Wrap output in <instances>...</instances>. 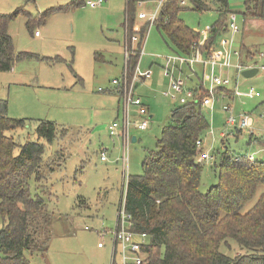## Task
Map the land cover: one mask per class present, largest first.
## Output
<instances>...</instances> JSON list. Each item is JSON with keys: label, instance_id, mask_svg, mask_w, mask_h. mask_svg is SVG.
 Listing matches in <instances>:
<instances>
[{"label": "rangeland", "instance_id": "1", "mask_svg": "<svg viewBox=\"0 0 264 264\" xmlns=\"http://www.w3.org/2000/svg\"><path fill=\"white\" fill-rule=\"evenodd\" d=\"M71 1L0 0V13H10L20 7L26 12L38 13L48 7L68 5ZM109 3L111 9L81 5L55 12L44 24L36 25L38 37L25 28L26 17L22 13L8 25L15 51L61 58L46 62L32 57L16 62L9 71H0V98L8 103V116L28 119L26 127L9 131L7 135L22 144L35 139L38 120L53 121L57 125L55 139L46 145L43 154L44 162L49 163L44 191L55 216L43 229L48 237L46 251L26 253L29 264H111L112 232L126 182L124 176L142 174L144 156L155 148L162 126L168 123L170 110L179 105L161 94L166 88L163 79L167 77L158 66L162 59L154 57L171 55L174 50L164 44L163 36L151 25L138 60L139 71H150V78L137 81L133 87L135 96L148 103V127L139 130L132 123L126 147L122 135L109 136L107 125L111 121L117 120L119 132L122 130L124 105L120 93H123L125 67L124 0H106L102 6ZM228 6L235 13L239 30L233 37L230 31L222 32L216 43L221 39H233V49L238 51L242 45L248 46L249 53L254 56L246 57L242 52V62L253 64L258 71L251 77H244L234 68L229 69L232 83L225 88L234 90L236 95L228 97L224 91L217 90L212 110L201 108L210 123L202 139L210 154L222 150V132L228 134L223 142L230 150L253 152L259 147L253 139H260L264 130V122L258 118L264 106L263 59L258 56L264 53V20L243 18L242 0H228ZM179 18L198 31L202 39L203 32L217 20V13L213 9L197 12L188 0ZM235 61L232 56L231 62ZM183 67L182 77L185 78L187 70ZM194 68L200 80L201 67L195 65ZM206 71L203 87L209 91L212 88L209 68ZM133 75L134 70L128 75L127 86ZM113 80L118 84H113ZM195 81L196 78H192L187 85ZM224 105L231 106V115L235 117L246 113L253 118L250 144L248 129L238 132L226 124L229 114L222 109ZM128 110L131 121L139 120L136 107L129 106ZM133 136L135 142L131 141ZM101 151L105 152L106 160L101 159ZM255 157L264 161V151L256 153ZM202 164L200 189L204 192L217 182V171L210 161H202ZM263 191L264 187H258L242 212L253 206ZM86 226L89 229H85ZM229 241L230 248L221 246V252L228 256L242 252L235 242ZM115 263L122 264L118 253ZM126 264L133 263L127 260Z\"/></svg>", "mask_w": 264, "mask_h": 264}, {"label": "trees", "instance_id": "2", "mask_svg": "<svg viewBox=\"0 0 264 264\" xmlns=\"http://www.w3.org/2000/svg\"><path fill=\"white\" fill-rule=\"evenodd\" d=\"M179 2H163L156 27L175 53L189 55L197 48L207 55L224 29L227 14L233 13L228 0H190L197 12L213 9L217 13V20L207 30L208 38L203 45L195 46L199 33L179 18V12L186 8ZM84 4V0H72L68 5L49 7L36 14L21 7L0 13V71H9L16 62L32 57L46 62L61 60L58 56L39 57L14 50L8 25L19 13L26 17L25 28L36 36V25L44 24L53 13ZM135 7L133 0H126L124 25L130 48ZM241 14L245 19L264 20V0H243ZM139 36L137 48H131L127 62L129 73L139 57L143 30ZM241 51L246 57L253 55L246 47L242 46ZM194 94L201 100L207 93L194 90ZM7 109V101L0 98V264H29L26 253L46 251L48 237L43 229L55 216L44 191L49 163L44 162L43 154L46 145L55 139L57 125L38 120L35 139L19 144L6 133L26 127L28 119L9 117ZM209 127L199 103L173 107L155 148L142 160V174L126 177L120 203L123 201L131 217L132 230L148 237L142 247L147 255L144 264H264V191L253 206L242 212L257 188L264 187V161L249 160L245 152L230 150L223 142L225 135L222 150L212 153L217 182L202 192L204 160L198 157L203 153L202 139ZM229 240L242 252L233 256L221 252V246L230 248ZM115 254L111 264H116Z\"/></svg>", "mask_w": 264, "mask_h": 264}, {"label": "built area", "instance_id": "3", "mask_svg": "<svg viewBox=\"0 0 264 264\" xmlns=\"http://www.w3.org/2000/svg\"><path fill=\"white\" fill-rule=\"evenodd\" d=\"M104 0H88L86 4L90 7H95L100 5ZM136 6H141L142 4L153 1L155 4L154 11L149 19V25L151 26L155 24L157 20L158 11L165 0H133ZM187 0H180L179 4L181 6H185ZM231 32H238L239 28L236 24V16L235 14H230L229 20L226 26ZM126 33L127 26L125 25ZM131 43H137L140 40V36L136 33L130 38ZM143 39L141 40V47L139 50V56L143 53ZM200 42L194 43L193 46L199 45ZM222 45L224 47L222 52L209 51L206 57H204L199 50L196 48L192 55H181L177 53H173L168 56L163 57V74L168 79V86L165 91H163V95L169 98L172 101H177L179 104H186L187 102L199 103L200 107H208L212 109V104L214 100V90L216 88H225L232 83V78L228 75H224L222 70L224 68L233 67L239 73L245 68H249L251 66H246L240 61V52L237 49L231 50L230 43L227 40H222ZM132 48V47H131ZM129 47V43L127 40L124 43V60L125 67L123 73V83L122 89L123 93H120L122 101H123V123L122 130H120V123L117 120L111 121L107 125V131L109 136L114 137L117 135H122L123 138V146L126 147L129 142L128 137V128L133 123L134 127L139 130H144L148 127L149 116H148V108L142 102V99L139 96H135L133 92V87L137 81H140L142 77H149L150 71L140 72L138 69V62L134 67V75L132 77V81L127 86V78L130 73L127 71V62L129 60L131 49ZM234 57L236 61L234 63L231 62V57ZM254 55H252L253 57ZM259 58L263 59V68H264V53L260 52L258 54ZM196 62H200L203 65H208L210 67V79H211V90L201 98V100L197 99L194 91L185 85V79L181 75V70L183 66H188L191 72H194L193 65ZM140 79V80H139ZM113 84H118L117 80L112 81ZM101 90V89H99ZM235 92V91H234ZM236 93V92H235ZM129 106L136 107V113L139 116V120L131 121L129 118ZM222 109L229 114L226 119V124L228 126H233L236 129L246 130L248 129L250 132L252 131L253 118L246 113H242L238 117L231 115V106L224 105ZM259 118L264 121V106L261 109V113L259 114ZM225 135H222L224 137ZM260 149L256 152H247L245 156L249 160L256 159L255 155L258 152L264 151V134L261 138ZM101 159L106 160L105 152L103 151L101 154ZM125 157L123 156L122 161L125 163ZM198 160L210 161L211 164L215 160L213 154L209 152H203L198 157ZM126 177H124V182L126 181ZM126 183V182H125ZM85 229H89L87 226ZM113 235V249L112 256L115 254L116 250L121 257V263L126 264L127 260H130L133 264H142L146 258V253L142 249V247L147 243V235L143 232H134L132 230V222L131 217L128 213L125 212L123 201L119 205L118 214H117V223ZM102 236V235H101ZM101 246V243H98V247ZM115 247V248H114Z\"/></svg>", "mask_w": 264, "mask_h": 264}, {"label": "crops", "instance_id": "4", "mask_svg": "<svg viewBox=\"0 0 264 264\" xmlns=\"http://www.w3.org/2000/svg\"><path fill=\"white\" fill-rule=\"evenodd\" d=\"M88 0H85V3L87 2ZM190 1V0H189ZM106 2V0H104L100 5H98V6H95V7H91V8H97V7H102V8H104V9H111V5H110V3L108 4V5H105V6H102L104 3ZM187 3H188V0H187V2H186V4H185V6H182V7H187ZM84 5H88V4H84ZM180 5V4H179ZM242 5H243V0H242ZM89 6V5H88ZM181 6V5H180ZM125 7H126V0H124V8H123V15H124V23H125ZM49 8V7H48ZM154 8H155V4H154V2L153 1H148V2H146V3H144V4H142L141 6H136L135 7V16H134V21H133V24H132V28H133V31L136 33V34H140L141 33V30H143V36H142V39H143V42H142V44H143V47H144V43H145V41H146V37H147V33H148V31H149V29H150V27L151 26H148L149 25V19H150V17H151V15H152V13H153V11H154ZM47 9V8H46ZM38 12H40V11H38ZM30 13V12H29ZM31 14H36V13H31ZM231 14H235V13H231ZM229 16H230V14H229ZM253 19V18H252ZM229 20V19H228ZM124 23H123V28H124V42L123 43H125V41L127 40V42H128V38H127V33L125 32L126 31V29H125V25H124ZM227 23H228V21H227ZM227 23L225 22V24H224V29H221V32H220V34L222 33V32H224V31H230L226 26H227ZM152 26H155L156 27V24H153ZM156 29L158 30V28L156 27ZM228 29V30H227ZM194 30V29H193ZM159 31V30H158ZM195 31V30H194ZM197 33H198V31H196ZM231 32V31H230ZM204 33V35H203V37H202V39L200 38V34H199V40H198V42H200V44L199 45H203V43H204V41L208 38V31H204L203 32ZM237 33V32H236ZM219 34V35H220ZM231 34H232V37H233V35L235 34V33H233V32H231ZM39 36V32H37V34H36V37H38ZM141 39V38H140ZM222 40H224V39H221L218 43H216L217 42V39L215 40V42L213 43V45H212V47H211V49L210 50H213V51H216V52H219L218 50H223L224 49V47H223V45H222ZM226 40V39H225ZM233 39H229L228 41H229V43H230V48H231V50H234L233 49V41H232ZM163 42H164V44L166 45V46H168L167 44H166V42L164 41V39H163ZM131 45H132V47H135L136 45H137V43H131ZM243 47H248V46H245V45H242ZM241 46V47H242ZM141 47V46H140ZM169 47V46H168ZM171 48V47H170ZM249 49V48H248ZM250 49H252V48H250ZM242 51H244V50H242ZM242 51H241V48L239 49V52H240V61L242 62ZM17 52H18V50H17ZM194 51H192L189 55H187V56H190V55H192V53H193ZM204 57H206L207 55L204 53V52H201V51H199ZM221 52V51H220ZM174 53H175V51H174ZM245 54V53H244ZM182 55V54H181ZM154 57L155 58H159V59H162V64H159L158 66H160V68L162 67V65H163V62H164V60H163V57L164 56H160V55H154ZM138 60H139V57H138ZM138 60H137V62H138ZM136 62V63H137ZM243 63V62H242ZM244 64V63H243ZM195 65L197 66V67H201V70H202V78L199 80V78H198V76H197V72H196V70H195ZM244 65H246V64H244ZM246 66H251V67H249V68H252V67H255L253 64H249V65H246ZM209 68V72H210V67L208 66V65H203L202 63H200V62H196L194 65H193V69H194V72H191L190 71V68L188 67V66H186L185 67V69L187 70V72H186V79H185V85H186V87H188V88H190V89H192L193 91L195 90L196 92H202V91H205L206 93H208V91L203 87V80H204V74H206V69H208ZM231 68H233V67H230V68H224L223 70H222V73L224 74V75H228L229 77H231L230 75H229V69H231ZM257 68V67H256ZM235 69V68H234ZM245 69H248V68H245ZM134 70V69H133ZM183 70H184V67L182 68V70H181V75L183 74ZM236 70V69H235ZM244 70V69H243ZM258 71V70H257ZM133 72V71H132ZM131 72V73H132ZM237 72V71H236ZM130 73V74H131ZM241 73V72H240ZM257 73V72H256ZM151 74V73H150ZM146 78H150V75H149V77H142V79L140 80V81H143V80H145ZM165 78V77H164ZM192 78H196V81H195V83L194 84H192L191 86H188L187 84H188V81H191L192 80ZM166 79V78H165ZM163 79L164 80V84L166 85V88L163 90V91H165L166 89H167V86H168V79ZM217 90H221V91H224L225 93V95H227L228 97H233L234 95H236V93L234 92V90L232 91V90H227L226 88H216L215 90H214V93H215V91H217ZM163 91L161 92V94L163 93ZM163 95V94H162ZM196 95H197V93H196ZM164 96V95H163ZM165 97V96H164ZM142 99V98H141ZM169 99V98H168ZM142 102L144 103V105L148 108L149 106H148V103H147V101H145V100H143L142 99ZM201 108H203V107H201ZM206 108H208V107H206ZM210 109V108H209ZM148 110H149V108H148ZM212 109H210V111H211ZM152 117V115H150V118ZM259 118V117H258ZM260 119V118H259ZM261 120V119H260ZM262 122H264L263 120H261ZM147 129V128H146ZM145 130V129H144ZM108 132V131H107ZM250 134L252 135V131L250 132ZM263 134H264V130H263ZM263 134H262V136H263ZM222 135H228V134H225L224 132H222V133H220V137L223 139L224 137H222ZM134 137V136H133ZM132 137V138H133ZM132 138H131V141L132 142H135L136 141V139H135V137H134V140H132ZM261 138L262 137H260V139H253V143H255L256 145H258L259 147L255 150V151H253V152H256V151H258L259 149H260V145H261ZM252 140V139H251ZM251 143V142H250ZM203 148H204V146H203ZM203 152H206V150H205V148H204V151ZM263 152V151H262ZM258 153H260V152H258ZM101 157V156H100ZM125 177V176H124ZM124 185V184H123ZM124 188V187H123ZM123 192V191H122ZM98 245V244H97ZM112 245L114 246V244H113V240H112ZM113 246H112V249H113ZM115 248V247H114ZM119 254V253H118Z\"/></svg>", "mask_w": 264, "mask_h": 264}, {"label": "water", "instance_id": "5", "mask_svg": "<svg viewBox=\"0 0 264 264\" xmlns=\"http://www.w3.org/2000/svg\"><path fill=\"white\" fill-rule=\"evenodd\" d=\"M257 70L258 69L256 67L244 69L241 71V75L244 77H251L256 74ZM132 140H134V137L132 138Z\"/></svg>", "mask_w": 264, "mask_h": 264}]
</instances>
